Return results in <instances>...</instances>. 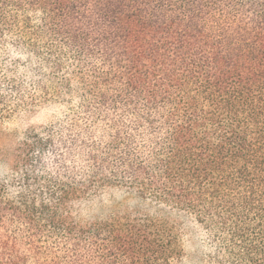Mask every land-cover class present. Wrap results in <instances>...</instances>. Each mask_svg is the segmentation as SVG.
Returning <instances> with one entry per match:
<instances>
[{
	"label": "trees",
	"instance_id": "trees-1",
	"mask_svg": "<svg viewBox=\"0 0 264 264\" xmlns=\"http://www.w3.org/2000/svg\"><path fill=\"white\" fill-rule=\"evenodd\" d=\"M0 264H264V0H0ZM131 194L153 214L82 222Z\"/></svg>",
	"mask_w": 264,
	"mask_h": 264
},
{
	"label": "rangeland",
	"instance_id": "rangeland-1",
	"mask_svg": "<svg viewBox=\"0 0 264 264\" xmlns=\"http://www.w3.org/2000/svg\"><path fill=\"white\" fill-rule=\"evenodd\" d=\"M39 123V117L27 118L20 115L6 120L0 126V178H7L10 173L11 155L20 133ZM136 210L148 215L154 213L149 205H142L133 195L117 190L105 191L96 198L76 202L72 207L73 216L82 222L106 218L113 213H134ZM173 219L179 227L183 249V259L178 264H211L208 260V244L199 229L188 221Z\"/></svg>",
	"mask_w": 264,
	"mask_h": 264
}]
</instances>
